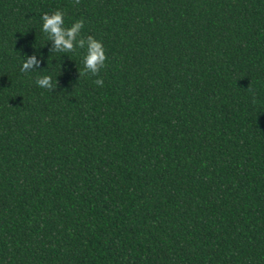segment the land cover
<instances>
[{
	"label": "trees",
	"instance_id": "trees-1",
	"mask_svg": "<svg viewBox=\"0 0 264 264\" xmlns=\"http://www.w3.org/2000/svg\"><path fill=\"white\" fill-rule=\"evenodd\" d=\"M0 264H264V0H0Z\"/></svg>",
	"mask_w": 264,
	"mask_h": 264
},
{
	"label": "clouds",
	"instance_id": "clouds-1",
	"mask_svg": "<svg viewBox=\"0 0 264 264\" xmlns=\"http://www.w3.org/2000/svg\"><path fill=\"white\" fill-rule=\"evenodd\" d=\"M65 14L60 10L52 14H44L41 17V32L46 35L47 42H51V52L66 55L74 53L77 49H83V67L80 75H91L98 77L101 69L105 67L106 52L101 41L92 36L82 37L81 32L84 27L82 20H75L70 26H65ZM49 59V56H48ZM47 59V61H48ZM40 61L36 55H25L21 63V72L39 71ZM99 86H104V81L100 78L94 80ZM35 84L46 90H54L57 80L53 82L50 75L39 76Z\"/></svg>",
	"mask_w": 264,
	"mask_h": 264
}]
</instances>
